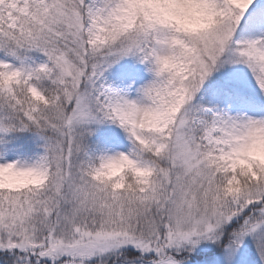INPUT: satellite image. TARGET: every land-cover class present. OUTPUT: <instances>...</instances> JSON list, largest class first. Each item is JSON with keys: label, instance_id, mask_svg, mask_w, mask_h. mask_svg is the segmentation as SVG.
I'll list each match as a JSON object with an SVG mask.
<instances>
[{"label": "rangeland", "instance_id": "obj_1", "mask_svg": "<svg viewBox=\"0 0 264 264\" xmlns=\"http://www.w3.org/2000/svg\"><path fill=\"white\" fill-rule=\"evenodd\" d=\"M33 1L50 8L48 19L55 24L49 29L62 36L61 42H53L65 46L44 58L23 59L15 76L10 71L0 74V190L15 193L48 185L52 193L63 192L57 224L42 233L52 236L48 261L60 264L76 257L67 264H105L122 251L156 253L161 224L167 247L187 256L178 260L168 256L147 264H264V179L230 188L203 152L204 147H218L238 160L264 161V23L253 21L250 29L247 24L239 39L242 45L235 41L243 17L253 5L264 3L243 1L236 6L240 21L225 11L209 27L188 34L171 32L168 10L157 0L149 4L143 0H87L95 18L69 0H0V22L12 28L17 12L10 3H17L20 13L29 15ZM194 1L173 0L172 8L191 11ZM125 8L138 15L147 8L145 16L154 35L142 47L120 53L121 58L131 55L135 64L124 78L115 79L111 74L115 69L94 67L91 56L112 41L110 34L101 35V18L123 21L125 28H132L134 20L123 17L132 16ZM179 54L188 64L180 74L185 76L180 82L183 99L173 117L158 93L162 77L171 76L178 65ZM5 64L0 59V65ZM30 68L55 76L58 92L52 101L45 100L26 75ZM17 90H27L36 108L18 110ZM13 111L22 112L34 129L30 137L41 143L40 153L35 150L29 157L8 154L3 142L12 132L4 121ZM80 129L99 133L110 170L125 162L141 166L133 149L143 131L163 132L164 166L148 191L121 197L83 180L71 162L75 153L65 151L66 143L71 145ZM158 142L155 137L154 144ZM49 161L57 167L53 174ZM14 196L6 208L0 207V250L42 248L34 227L29 230L24 221L31 213L50 216L51 209L43 198L36 200L35 207L30 200ZM86 209L104 216L90 225L77 222ZM111 264L144 263L123 262L119 256Z\"/></svg>", "mask_w": 264, "mask_h": 264}, {"label": "trees", "instance_id": "obj_2", "mask_svg": "<svg viewBox=\"0 0 264 264\" xmlns=\"http://www.w3.org/2000/svg\"><path fill=\"white\" fill-rule=\"evenodd\" d=\"M69 1H74L76 6L86 16L95 18L94 10L92 11V6L87 0ZM143 1L149 4L152 0ZM243 1L248 0H221L220 6H213V10H211L214 3L217 5V0H195L191 6V11H184L177 7L172 8L174 4L171 0H157L156 2L162 4L168 10L166 18H168L169 24L173 28L171 32L180 30L181 33L186 32L188 34V32H197L209 27L215 21L216 16L226 12H229L233 19L240 21V14L236 6L242 4ZM11 5L14 6L13 11L17 12V14H13L15 18L14 26L8 28L7 26L5 27L4 22H0V59L6 63V65H0V74L4 73V71H10L15 76L17 74L15 69L22 64L23 59L26 58L34 61L35 59L46 57L47 53L63 51L65 43L56 46L53 42L56 40L61 42L60 38L62 36L54 34V30L52 32L49 29L52 27V24H55L52 19H48V13H50L49 7H42L39 1H33L29 15H24L20 13L21 10L17 3H10ZM256 7L253 5L251 10L243 17V27L240 25L241 28L238 29L236 34L235 41L237 44L242 45L243 40L239 39L243 37V29H245L247 24L248 29H250L254 25L253 21L264 20V8ZM124 11L132 14V16H123L125 19L131 18L134 20L132 28H125L123 21L106 20L105 22L101 18L99 20V22H102L99 24L101 35L110 34L108 36L112 38V41L108 46L95 50V53L91 56L94 67L98 66L101 69L110 67V70L115 69L111 73L115 75V79L124 78L126 72L135 64V59L131 55L130 57L124 56L121 58L120 53L123 50H132L130 49L131 47L135 48L139 45L142 47V42L147 41L148 37L152 40V36L154 35L153 28L149 23L150 20L148 16H145L148 14L147 8L142 10V15H138L136 12L132 13L129 8H125ZM122 12L123 9L121 7L120 13ZM174 34L177 35L178 33ZM184 48L186 50L187 47ZM246 48L248 49V47ZM178 62L176 68L172 69L171 76L162 77L161 90L158 93L159 101L166 105L173 117L181 107L183 95L180 93V82L185 80V76L180 77V74L187 68L188 64L184 55H181ZM24 63L27 65V61ZM26 75L38 86L45 100L52 101L56 97L58 91L54 75L44 73L36 68H30L26 72ZM17 92L18 110L24 111L29 107L36 108L27 90L24 93H21V90H17ZM19 115L22 117V120ZM29 124L23 117L22 112L17 111L11 112L8 119L4 121V125H8L12 132V134H7L6 140L3 142L7 145L8 154L26 155L29 157L35 150L39 153L43 150L40 142L31 139L30 131L34 129ZM80 131L81 133L76 135L71 145L66 143L65 151L68 150V152L75 153L74 158L71 159L72 165L76 167L74 171L87 183H91L97 188L100 186L107 187L113 191L112 193H118L121 197L131 198L132 196H139L148 191L157 179L160 169L164 166L161 154L164 150L163 143L166 137L161 131H143L144 135L142 139L139 141L138 146L133 149V153L142 164L141 166L139 164L137 166L132 162H125L115 170L108 168L107 154L103 149L102 138H99V133H90L83 129H80ZM155 137L159 139L157 144H154ZM203 152L213 161L214 166L218 168V175L223 184L227 183L230 188L245 187L247 184L258 183L264 179L263 160L256 158L243 161L238 160L231 157L225 149L218 147H204ZM49 164L52 165L53 169L51 174L55 173L57 167L51 161H49ZM47 191L50 193H47ZM14 195H17L19 199L30 200L35 207L38 206L39 202L36 200L40 198L45 199V205L51 209L48 211L51 214L49 216L47 213H40L39 215L31 213L24 221H28L25 226L29 230L34 227V230L39 235L37 241L39 244H42V248L38 247L32 252L20 250L17 246L13 251L8 248L5 251L0 250V264H59L54 261H48V257L51 255L49 243L52 236L50 234L43 236L42 233L57 224L55 216L63 204V192L52 193L48 185L44 188H28L15 193L10 190H0V207L6 208L10 201L15 198ZM97 208L96 206L95 210H98ZM95 210L86 209L85 212L77 216V222L90 225L93 221H99V218L103 217L104 214L101 215L100 212L95 213ZM159 226V233L156 235L155 240L156 253L147 254L135 250L122 251L106 259L104 263H114L119 256L123 262L134 261L144 264L169 257L170 259L178 260L181 257L187 256L186 252L178 253V250H171L167 247L165 228L161 224ZM75 259L76 257L68 258L66 259L67 261H60V264H67L69 261H74ZM79 263L74 262V264ZM84 263L96 264L94 262L86 263V261Z\"/></svg>", "mask_w": 264, "mask_h": 264}]
</instances>
